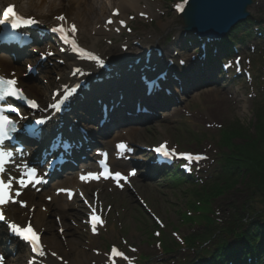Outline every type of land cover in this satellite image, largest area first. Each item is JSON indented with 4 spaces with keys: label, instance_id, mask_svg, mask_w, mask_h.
Segmentation results:
<instances>
[{
    "label": "rangeland",
    "instance_id": "obj_1",
    "mask_svg": "<svg viewBox=\"0 0 264 264\" xmlns=\"http://www.w3.org/2000/svg\"><path fill=\"white\" fill-rule=\"evenodd\" d=\"M257 1V6L253 9V15L255 16L264 7V0ZM147 4L148 7H151L156 17L155 20L152 18L155 24L147 23L136 17L131 22L134 33L137 31L135 34L141 35L150 31L160 34L158 32L160 29L158 24L159 17H161V20H159L161 23L178 20L173 10H171V6H169L171 5L170 0H148ZM142 6L144 5L142 4ZM129 14L134 17L137 12L132 11ZM181 22L179 20L173 26L175 31L181 25ZM151 24L156 26H151ZM122 38L105 39L102 43L104 47L112 49L115 44L119 45ZM112 42L113 44L115 43L113 46ZM248 53L250 54L248 58L252 62L248 63L245 59V63L253 66L254 62L259 61V59L254 56L253 52L248 51ZM254 71L256 72L254 74L256 81L254 80L253 86L237 82L230 86L231 89L226 90V97L218 94V92L220 93L218 89L224 90V88L217 89V100L223 101L221 104L217 102L220 105L219 107L213 103V98H207L206 94L200 97L192 96L185 101L182 107L174 109V114L166 116L165 122L134 132L133 144L156 145L159 142L166 141L170 146L175 145L182 151L204 153L207 158L205 162L207 172L205 173L208 181L206 184L211 182L213 176L221 170L222 154L227 151H222L218 146V142L222 138L221 134L226 129L230 131L247 129L251 135L250 138H253L258 132V128H256L254 93L258 95L259 87L264 85L262 84L264 73L256 70V68H254ZM55 76L58 75L55 73L52 76L53 80L56 79ZM259 78L260 80H257ZM47 80H51L49 74ZM47 80L44 77H40L39 84L45 87L44 84H46ZM31 84L35 86L34 83ZM162 114L164 113L161 112ZM166 114L169 115V112ZM232 143L244 148L249 145V142H245L243 139H233ZM244 144H247V146H244ZM256 148L258 150L255 153L253 152L252 155L258 156V160L259 158L264 159V143L260 144L259 147L256 146ZM245 179L244 183H240L231 194L218 198L213 202L212 208L216 210L220 218L225 216L224 213H228L227 207L231 208L233 205L240 207L245 214L250 210L251 213L249 215L256 213V219L264 217V198L261 197V192L251 185L250 178ZM246 184L248 185L246 186ZM200 185L192 186L186 183L173 186L172 183H167L163 180L160 182V179L145 183L143 178L138 177L134 180L131 189L121 192L107 184L104 186V192L99 196V206L105 221V228L101 230L99 236L92 237L89 235L83 223L85 219L83 217L87 211L82 204L75 202L71 204V206H75V216H72L73 214L67 216V224L71 228L62 229L63 233H59V230L56 229L57 234L60 236L57 239L58 244H63L64 246L70 244L79 247L85 253L81 255V258L86 259L87 261L85 262L89 264H108L106 262L109 258L108 252L111 246L119 252H123L124 249L128 250L129 247L136 248L138 252L134 254L149 257L151 264L167 262L171 260L170 256L162 254L161 246H158L157 240L152 239L151 236L153 235V238L157 237L158 232H162V237L166 235V237L169 236L171 240H174L177 236L183 237L193 232L190 229L191 227H182L181 215L187 208H193V205L196 204L198 200L194 199L196 198V192L198 190L203 192L202 187H198ZM209 186L210 184L205 188ZM97 187V185H93L92 190ZM135 194L146 204L149 212L142 209ZM151 214L161 221V226H159L157 233L153 231L156 224ZM51 218L53 222L55 216H51ZM93 254L98 259L92 260L91 256ZM60 256L64 258L63 255ZM168 257L169 260H166ZM66 261H68L67 258Z\"/></svg>",
    "mask_w": 264,
    "mask_h": 264
},
{
    "label": "bare ground",
    "instance_id": "obj_2",
    "mask_svg": "<svg viewBox=\"0 0 264 264\" xmlns=\"http://www.w3.org/2000/svg\"><path fill=\"white\" fill-rule=\"evenodd\" d=\"M13 3H16L18 9L22 14L25 16H35L38 20L43 22V24H62L65 28H70L71 25H76L77 31L75 33L76 38L80 41L82 45L85 46L86 51L89 50L90 52H98L99 57H110L117 59L122 54L121 52V45H119L117 48H106L103 46V40L105 39H112L115 37L112 30L114 27L107 26V20L111 19L118 25V22L121 20H124L127 18V14L130 11H135L137 13H149L147 10L142 6L147 5V0H14ZM114 10H119L120 15L117 18H114L111 16L112 12ZM146 10V11H145ZM63 15L66 20L65 22H61L56 19L57 16ZM170 24L161 26V29L167 30L170 28ZM160 41L158 39L153 38H146L143 42L144 47L150 49L153 47V44H158ZM115 44V43H114ZM112 42V46L114 45ZM111 46V47H112ZM117 46L116 44L114 47ZM160 48H164V51L168 56L172 53L171 50L174 49L175 51L178 50L176 44L172 46H161ZM32 49H29L27 51V54H31ZM166 55V56H167ZM3 57V56H2ZM23 56H18L17 60L22 59ZM63 60L66 62V65L64 68H55L51 70V74L56 73L58 76L61 77L60 79L53 80H47V76L43 75V77L47 80L45 87H43L41 84H39V81L32 80V79H26L24 80L22 77V71L20 66H15L13 62L6 61L0 59V71L2 73L15 71L17 74V77L21 79V85L25 87L26 91L29 93V96L31 98H34V96L39 99L40 101L46 100L48 93H52L53 90L58 89L61 85H63L62 81H67V73L69 71H72L74 67H78V65H74V61L71 57L62 56ZM171 59L173 57L170 56ZM30 60L22 61L23 63H29ZM13 63V65L11 64ZM91 71V69H89ZM137 75V72L134 70L125 71L123 74V77L121 79L113 81L115 85H117L118 90H124V92L120 93L118 95V101L119 102H126L130 101V97L134 96L140 87L136 86V83L133 81V78ZM50 78V77H49ZM55 79V78H54ZM190 81L191 83L197 82L195 81L194 77H191L190 75ZM130 83H129V82ZM112 82V84H113ZM31 83H34L32 85ZM168 84L173 87L171 88L174 91H177L178 85L174 82L169 81ZM199 82L195 85L197 86ZM114 85V84H113ZM195 86H190L187 89H191ZM108 87L107 84H98L94 90L92 95L93 96H99L104 95V92L106 88ZM115 88L114 86H112ZM187 91V90H186ZM199 91V92H198ZM196 91L194 94L197 97L204 96L206 94L207 98H213L214 104H217L219 102L221 104L220 100H217V95L222 94L224 97H226V93H219L217 88L214 86H209L203 89H200ZM218 92V94H216ZM41 93V96L39 95ZM49 94V96H51ZM163 96L162 94L160 95ZM136 100H133V102H138L139 98H136ZM79 106L76 107V109H73V118H66L63 119L61 124H65V126L68 128L72 127V131H66L65 134L68 132L69 134H78V131H75L78 127L85 128L86 130L91 131V126L89 124H95L94 121L91 119V116L96 114V108L93 106V102L89 101L87 107L81 108V103L77 102ZM72 113V111H69ZM147 117H141L140 120L144 121ZM151 121V120H150ZM125 123V119L123 120L122 115L118 113L115 116V124H123ZM132 131H134V128H131ZM130 128H127L125 130V127L122 128H116L115 133L113 136L107 138L108 140H102V146H105L106 148L113 147L115 142L118 140H124L129 142H134L133 136L134 133L130 132ZM112 131V129H110ZM127 131V132H124ZM96 133L94 132L93 135ZM110 146V147H109ZM62 186H72V187H79L84 193L87 195H90V193H93L94 199H98L97 196L101 194V192L104 191L103 186H99L97 191H92L91 185L88 186L86 184H81L75 179H70L62 184H56L54 185L55 189ZM49 190L47 193V196L51 198V202L47 203L45 202L42 194L37 195L35 192H32L31 190H27L23 196V200H26L27 202V208L25 210L16 208V207H9V214H7L8 218L14 217L18 220H32V223L34 224L35 228L38 232H40L42 235L41 244L43 245V249L45 251V256L43 257H31L26 258L23 254H18L14 260L10 259V264H44L45 262L48 264H55L56 262L53 261L51 258L52 253H56L59 255H63L65 260L67 258L68 264H89L86 259H82L81 255H84L85 253L83 250H81L79 247L68 245L64 246L63 244H58L57 239L60 238V236L57 234L56 229H70L71 227L69 224H67V216L69 214H73L72 216H75V206L72 207L70 204L65 201V198L62 196L57 197L55 191ZM95 201V200H94ZM51 216H55L54 221L52 222ZM57 221V222H56ZM103 225V223H99L97 225V228H100ZM1 235V234H0ZM15 249H7V251L11 252ZM92 260H96L98 258H95L94 254L91 256ZM58 264V263H57Z\"/></svg>",
    "mask_w": 264,
    "mask_h": 264
},
{
    "label": "snow or ice",
    "instance_id": "obj_3",
    "mask_svg": "<svg viewBox=\"0 0 264 264\" xmlns=\"http://www.w3.org/2000/svg\"><path fill=\"white\" fill-rule=\"evenodd\" d=\"M178 11H183V5L177 6ZM2 19H0V25H5L10 23L12 29L19 30L22 27H31L35 26L39 23L36 19L33 18H25L24 16L20 15L16 10V6L9 4L4 8L2 13ZM57 20L61 22H65L66 18L63 15L57 16ZM109 24L112 23V20L108 21ZM123 23V21H121ZM54 33H59L61 35V39L64 40L65 43L71 44L75 49L79 51L82 58L90 59L100 66H103V60L100 57L86 52L84 49L80 48L75 39L69 36V31L74 35L77 31L76 25H71L70 29L66 30L63 27V23L59 27H53L51 29ZM119 31V29H117ZM31 71V68H29ZM77 72L80 69L76 70ZM14 76V74H13ZM74 89L67 90V96H71ZM66 96V98H67ZM13 100H19L23 103H26L31 108H38V105L35 100L30 99L28 96L25 95V92L22 88L18 87V81L15 78H6L4 76H0V221L6 223L9 229L18 237L26 241L30 244L31 250L35 252L37 255L43 257L45 256V251L43 249V245L40 241V236L37 232L33 229L32 225L29 223L27 227H21L16 223H9L5 213H4V206L11 203H17V201L12 196L13 191V181L16 180V177L7 175L8 173V165L14 161V151L9 150L10 147H14V145H10L9 142L13 140H19L20 137L15 135L20 131L18 128L17 122L10 117L9 113H15L17 116H20V109L13 105ZM59 110V105H53ZM23 119V117H21ZM38 124H43V120H38ZM118 147L121 150H127V145L120 144ZM17 151H22L17 149ZM155 151L163 156L166 159H173L177 155L182 156L185 160L189 163L193 161L199 162L201 160L206 159L203 156H193L192 154H177L174 149H169L166 144L161 145L160 147L156 148ZM106 155V154H105ZM25 171L22 173L21 178L17 181L21 187H26L27 184L30 183H41L42 181L39 178L37 170L35 168H28L27 165L24 166ZM135 175V173H132ZM100 175H104L105 179L112 178L118 184L120 180H126V177L122 176L120 173L112 174L108 172L107 175L101 173L97 174H89L88 177H81L82 180L88 179H100ZM16 196H20L21 193L19 191L15 192ZM22 206L26 207V204L22 203ZM95 212V209H93ZM92 230L96 232L97 223H103L100 220L99 216L93 215L92 218ZM62 231V230H61ZM135 251V249H133ZM52 255H56L52 253ZM113 255L122 257L123 259L127 260L128 258L124 256L123 253L119 252L117 249H113ZM0 264H4V257L0 256Z\"/></svg>",
    "mask_w": 264,
    "mask_h": 264
},
{
    "label": "trees",
    "instance_id": "obj_4",
    "mask_svg": "<svg viewBox=\"0 0 264 264\" xmlns=\"http://www.w3.org/2000/svg\"><path fill=\"white\" fill-rule=\"evenodd\" d=\"M256 128H258V132L253 138H250L251 135L247 129H239L236 131L226 129L222 133L220 145L222 148L227 149V153L223 155V162L225 165L223 170L224 176L218 182L210 184L209 187L202 188L203 192L202 190H198L195 194L196 198L194 199H198L197 201H199V203L201 202L204 206H209L214 199H218L234 191L240 183H244L243 181L245 178H250L251 185L255 187L257 191H260L261 197L264 198V159L259 158L258 160V156L252 155L253 152L255 153L258 150L256 146L259 147L260 144L264 143V105L261 106L257 112ZM233 139H243L245 142H249V145L247 146V144H244V146H247L246 148L234 145L232 143ZM247 185L248 184H246V186ZM193 206V210L198 214L200 209L196 205ZM249 212H251V210ZM183 217L186 223L195 224L199 222L197 217ZM244 218L245 213H243V211L240 213L237 209L232 219L234 223L236 222L237 224L243 222ZM210 225L212 228L213 222H210ZM254 225L257 226L256 235L252 237L248 235L244 236L242 243L253 244L258 242L259 231L264 230V227H260L258 224ZM224 232H227V230ZM213 236V233H211L210 239H213ZM192 240H194V238H192L190 242L188 241V244H192Z\"/></svg>",
    "mask_w": 264,
    "mask_h": 264
},
{
    "label": "water",
    "instance_id": "obj_5",
    "mask_svg": "<svg viewBox=\"0 0 264 264\" xmlns=\"http://www.w3.org/2000/svg\"><path fill=\"white\" fill-rule=\"evenodd\" d=\"M253 0H191L181 16L188 31L224 37L248 16Z\"/></svg>",
    "mask_w": 264,
    "mask_h": 264
}]
</instances>
